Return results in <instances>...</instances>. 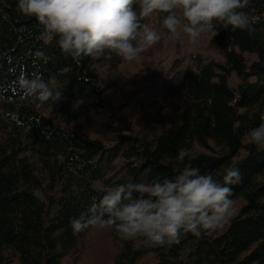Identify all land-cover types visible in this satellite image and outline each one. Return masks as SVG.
Instances as JSON below:
<instances>
[{"label": "trees", "instance_id": "1", "mask_svg": "<svg viewBox=\"0 0 264 264\" xmlns=\"http://www.w3.org/2000/svg\"><path fill=\"white\" fill-rule=\"evenodd\" d=\"M16 5L0 0V264H264V150L245 142L264 123V0L243 9L254 34L217 24L207 36L219 60L193 52L189 67L176 57L164 75L150 52L76 62L58 38L40 40L42 27ZM164 15L142 21L159 29L157 50ZM23 77L53 81L59 100L27 98ZM230 165L241 174L230 186L235 214L211 235L150 247L114 228L72 230L91 198L117 184L185 167L222 183Z\"/></svg>", "mask_w": 264, "mask_h": 264}, {"label": "clouds", "instance_id": "2", "mask_svg": "<svg viewBox=\"0 0 264 264\" xmlns=\"http://www.w3.org/2000/svg\"><path fill=\"white\" fill-rule=\"evenodd\" d=\"M253 0H17L18 12L34 18L42 27L39 39L50 44L54 38L62 54L79 62L115 53L125 62L138 60L142 53L161 40L155 24L142 23L166 14L160 21L170 38L186 37L193 45L225 28L255 33L254 21L243 9ZM135 5V7H134ZM36 60L48 63L51 57L37 50ZM19 87L24 95L41 104L57 102L49 80L23 77ZM245 142L264 150V123L251 129ZM183 151L181 158H183ZM192 159H197L192 153ZM236 165L225 169L223 182L199 168L185 167L174 178L150 183L117 184L102 196H93L87 210L71 221L74 233L91 228H114L123 241L141 240L150 247L171 245L182 233L196 237L211 235L229 223L234 211L231 185L239 184Z\"/></svg>", "mask_w": 264, "mask_h": 264}, {"label": "rangeland", "instance_id": "3", "mask_svg": "<svg viewBox=\"0 0 264 264\" xmlns=\"http://www.w3.org/2000/svg\"><path fill=\"white\" fill-rule=\"evenodd\" d=\"M149 24L151 25L152 23ZM164 35H167L166 30ZM146 52L152 53L154 59L160 63L159 71L162 75L165 74L172 61L176 57H182L185 61L183 67H189L190 63L187 60L189 59V55L193 52L219 60L215 45L209 36H207V34L202 36L195 45L189 43L186 37H181L179 40H174L170 38L169 35H167L165 40L162 42L160 50H157L155 45Z\"/></svg>", "mask_w": 264, "mask_h": 264}]
</instances>
